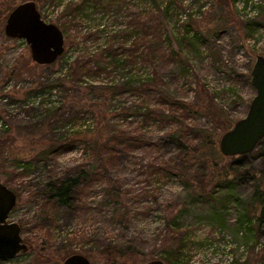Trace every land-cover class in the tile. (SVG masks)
<instances>
[{"label":"rangeland","instance_id":"rangeland-1","mask_svg":"<svg viewBox=\"0 0 264 264\" xmlns=\"http://www.w3.org/2000/svg\"><path fill=\"white\" fill-rule=\"evenodd\" d=\"M2 1L9 6L0 10V105L4 110L0 132L4 121V127H12L13 139L0 149V182L6 184L8 173L18 172L8 185L16 194L9 221L20 224L24 242L31 249L0 260V264H43L34 259L38 253L47 257L46 264H62L71 253L86 256L91 264H143L151 259L166 264H263L264 219L258 221L262 204H255L256 188L247 172L263 171L264 175L260 147L245 157L223 155L204 178L192 172L200 170L192 162L187 163L193 164L190 167L183 166L184 175L175 172L176 167L153 165L154 157L157 162L168 160L176 152L173 146L158 152L135 149L104 171V179L121 191L118 197L105 195L104 181L96 180L84 190L83 210L77 214L55 209L43 189L65 169L89 160L83 136L65 152H57L56 141L88 129L91 104H98L101 115L105 108L111 109L107 116L110 126L123 129L130 123L138 125L135 119L139 121L134 113L118 119V109L115 111L127 102H138L137 94L125 89L118 99L104 103L102 96L85 88L89 83L118 84L123 70L109 67L103 78L91 82L86 76L76 83L77 76L72 79L60 70L64 63L67 67L74 58L100 50L114 31L124 42V60H130V25L139 14L150 27L148 56L155 57L160 86L189 102L204 88L232 127L246 114L255 94L250 71L256 57H264V0H124L118 8L105 1L102 5L100 0H30L44 21L61 29L64 50L55 66H38L29 72L24 69L31 60L28 45L22 39L6 37L3 31V13L22 1ZM155 34L159 36L154 38ZM14 68L19 75L5 76ZM47 77L59 78L61 90L34 94L48 83ZM41 100L52 101L51 106L60 100L62 108L44 114L37 104ZM74 116L76 121H71ZM185 121L208 131L214 127L217 141L223 134L218 122L202 110L190 113ZM146 129L148 135L159 137L168 126L150 123ZM218 175L223 180L228 176L229 182L212 180ZM108 246L116 247L120 254L107 259Z\"/></svg>","mask_w":264,"mask_h":264},{"label":"trees","instance_id":"trees-1","mask_svg":"<svg viewBox=\"0 0 264 264\" xmlns=\"http://www.w3.org/2000/svg\"><path fill=\"white\" fill-rule=\"evenodd\" d=\"M21 1L24 2L27 0ZM102 1H105V4L109 7L114 6L118 8L123 4L124 0H100L99 3L103 5ZM70 4L72 3H69V5ZM7 6H9L8 3L2 1L0 3V10L3 11V8L6 9ZM107 6H105V8ZM76 8H78V6H76ZM8 9L11 10L10 7ZM9 10L3 13L4 18H6ZM139 16V14L136 18L134 16V21H131L130 25L132 28V54L129 55L130 60H124L126 57V52L122 53V50L124 49L122 45L124 42L123 40H120L118 32L114 31V34L110 35L112 36V39L108 36L110 40L107 41L103 48L93 53H89L82 58H74L72 61L68 62L69 65L67 67H65L64 63L63 68L60 69L64 71V76L67 74L72 79L77 76L78 79L73 81L76 83L81 82L86 76L90 81L103 78L101 77L103 76L102 74H104V72L106 73L109 67H111V70H123L121 81H118V84L112 81L107 84L104 82L102 85L91 86V83H89L85 88L89 87L90 90H94V92L102 96V101L104 103H111L114 99H118L119 95L125 89L132 91L131 93L133 95L137 94L138 102L132 101V104L128 105V102L124 101L127 102V104H123V107H116L115 111L118 109L116 113L118 115L116 118L118 119L121 118L125 120L128 116H133L134 113V116L137 117L139 121L135 119L136 122H138V125H132L133 123H130L129 125H125L123 129L117 127V125L110 126V121L107 119V116L112 113L111 109L109 107V109L105 108L104 113L101 115L97 112L99 107L98 104L90 105L91 108L89 109V113L92 120L91 123L89 120L88 129L84 131H76L77 133H73L74 135H66L56 141V143H58V147L56 148L57 152H65L66 150H70L83 136L84 142L82 143L85 145V148L89 151L91 156H89L87 162L78 163L72 168L65 169L61 175H56L53 181H48L46 183L45 188L43 189V192L46 195L45 198L47 201H52L55 209L59 208L63 212L68 211L72 214H77L80 210L82 211V194L84 190L92 186L96 180L104 181V186L102 187L105 195L112 198L118 197L121 191L116 185H111V181H107V178L104 179V171L112 169L122 157L135 149H142L145 152H158L161 147L173 146L176 148V152L171 155L168 160L162 159L157 162L158 157H154L153 165L158 167L166 166L168 168L176 167L177 170L175 169L174 171L178 173L181 172L184 175L187 170L185 171L183 166L192 162L200 168V170H193L192 172H199L202 174L203 178L204 175L206 176L205 172L207 169L210 167H216L220 158L223 157L218 148V141L215 136L214 127L212 130L208 131V128L205 126L199 125L198 123H188L185 120L190 113L202 110L203 113L208 115V118L211 121L218 122V128H220L223 133L230 129V124L224 116H222V111L213 103L212 97L204 88H200L197 97L189 102L172 96L160 86L162 85V81L160 71L157 69L155 63V57L148 56L150 48V33L148 32V29H150V27H148L147 24L145 25L144 23H146V21H141ZM158 36V34H155L153 37L156 38ZM156 52L157 49L154 50L153 55ZM61 55L58 58H60ZM56 64L57 63L53 62L49 65H38L33 61L28 60L24 69L29 72L31 69H35L38 66L49 68ZM127 67L130 68L124 70ZM135 69L136 71L132 72V70ZM18 72L19 71L14 68L13 71L5 74V76L19 75ZM58 80L59 78L54 79L47 77L46 81L48 83L43 84L39 89L37 88L38 90L35 89L36 91H33L34 94L38 93V91L43 92L47 89H60L61 85ZM134 83L138 86L132 87ZM83 84L85 83H81L80 85ZM51 102L52 101L41 100L40 103L37 102V104L40 105V109L42 108L44 114H50V112L55 110L59 111L62 108L60 100H58L57 106H51ZM203 103H206V105H202ZM3 112V107L0 105V118ZM75 119L76 117L74 116L73 119L70 120L74 121ZM150 123L157 127L168 126V129L163 135L153 137L148 135L146 129L147 125ZM1 125L0 149H3L13 138L10 135L12 127H4L6 125L4 121ZM97 136L99 139L95 138ZM75 137H78L79 139H75ZM262 143L263 145L261 146ZM256 147H260L259 150L264 154V137L259 141ZM50 152L52 153L53 151ZM241 157L245 156L241 155ZM234 163H236V161H234ZM191 165L188 166L190 167ZM247 172L256 188L254 194L255 204H263V171L258 172V174L248 170ZM17 174L18 172L16 171L8 173V176L6 177V179L8 178L6 182L7 186L12 184L15 175L18 176ZM228 174L229 173L227 172L226 175ZM219 175L218 179L212 180L215 182H219L220 180L229 182L228 176L227 180H223L219 179ZM108 183L109 187H106L108 186ZM110 189L112 190L111 192ZM248 216L249 213L247 214V217ZM258 221L262 222L263 219L258 218ZM219 224L223 225L224 221L219 219ZM30 249L31 246L29 245L28 251ZM105 253L107 259H113L115 255L118 253L120 254L118 249L113 246L106 247ZM34 257L37 262L40 261L43 264L48 262L47 257H42L39 253Z\"/></svg>","mask_w":264,"mask_h":264},{"label":"water","instance_id":"water-1","mask_svg":"<svg viewBox=\"0 0 264 264\" xmlns=\"http://www.w3.org/2000/svg\"><path fill=\"white\" fill-rule=\"evenodd\" d=\"M4 35L22 39L29 47L30 59L38 65H49L63 53L64 34L61 29L44 21L33 1L15 5L7 14ZM250 82L255 89L246 114L219 138L218 148L224 156L245 155L253 151L264 137V57L258 55L250 71ZM16 204V194L0 182V260L15 257L28 250V244L21 235V226L9 221V215ZM264 219V202L259 209ZM62 264H91L79 253L66 257ZM143 264H165L160 259Z\"/></svg>","mask_w":264,"mask_h":264},{"label":"flooded vegetation","instance_id":"flooded-vegetation-1","mask_svg":"<svg viewBox=\"0 0 264 264\" xmlns=\"http://www.w3.org/2000/svg\"><path fill=\"white\" fill-rule=\"evenodd\" d=\"M254 96V95H253ZM252 99V98H251Z\"/></svg>","mask_w":264,"mask_h":264}]
</instances>
